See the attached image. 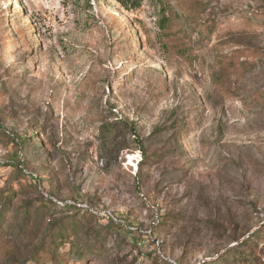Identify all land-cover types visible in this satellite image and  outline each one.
<instances>
[{
	"label": "rangeland",
	"instance_id": "1",
	"mask_svg": "<svg viewBox=\"0 0 264 264\" xmlns=\"http://www.w3.org/2000/svg\"><path fill=\"white\" fill-rule=\"evenodd\" d=\"M2 215L0 264H264V0H0Z\"/></svg>",
	"mask_w": 264,
	"mask_h": 264
},
{
	"label": "trees",
	"instance_id": "2",
	"mask_svg": "<svg viewBox=\"0 0 264 264\" xmlns=\"http://www.w3.org/2000/svg\"><path fill=\"white\" fill-rule=\"evenodd\" d=\"M122 7H124L126 10L130 9H138L141 6L142 0H117ZM185 11H187L185 9ZM164 18V17H163ZM167 23L164 21L163 23H160V28L164 29ZM4 220V215L0 216V223ZM40 255H49L53 261V264H67V260L65 259H59V256L55 254L54 250L51 247L44 248L43 252L40 253ZM40 258V257H39ZM80 257L79 259H81ZM87 260V258H86Z\"/></svg>",
	"mask_w": 264,
	"mask_h": 264
}]
</instances>
